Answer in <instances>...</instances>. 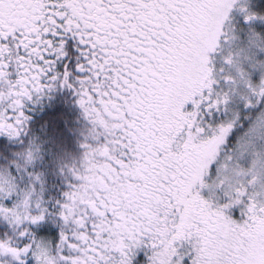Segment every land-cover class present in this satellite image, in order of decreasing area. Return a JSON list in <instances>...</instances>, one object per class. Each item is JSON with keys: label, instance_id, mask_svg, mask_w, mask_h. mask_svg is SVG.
<instances>
[{"label": "snow or ice", "instance_id": "obj_1", "mask_svg": "<svg viewBox=\"0 0 264 264\" xmlns=\"http://www.w3.org/2000/svg\"><path fill=\"white\" fill-rule=\"evenodd\" d=\"M258 24L253 0H0V264H264ZM58 88L86 127L51 196L29 113Z\"/></svg>", "mask_w": 264, "mask_h": 264}, {"label": "trees", "instance_id": "obj_2", "mask_svg": "<svg viewBox=\"0 0 264 264\" xmlns=\"http://www.w3.org/2000/svg\"><path fill=\"white\" fill-rule=\"evenodd\" d=\"M253 6L258 9L264 7V0H253ZM257 28L264 29V24H258ZM31 108L29 127L42 138L47 149L45 159L39 164L45 171L46 195L57 196L66 187L65 177L59 174L58 165L78 161L81 152L79 142L86 121L72 91L66 88L54 90L49 97ZM220 118L222 114H214L212 119L215 122ZM247 123L244 122L245 127ZM243 130V127H238L230 139L234 141ZM14 147L6 137H0V164L7 163Z\"/></svg>", "mask_w": 264, "mask_h": 264}]
</instances>
